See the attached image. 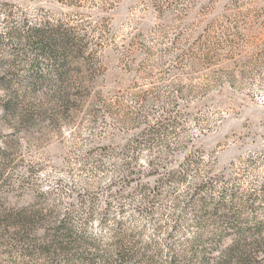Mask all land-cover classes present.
Returning <instances> with one entry per match:
<instances>
[{"label":"rangeland","instance_id":"obj_1","mask_svg":"<svg viewBox=\"0 0 264 264\" xmlns=\"http://www.w3.org/2000/svg\"><path fill=\"white\" fill-rule=\"evenodd\" d=\"M39 26L83 49L66 112L50 63L22 85ZM4 81L0 264H264V0H0ZM64 217L82 256L47 251Z\"/></svg>","mask_w":264,"mask_h":264},{"label":"trees","instance_id":"obj_2","mask_svg":"<svg viewBox=\"0 0 264 264\" xmlns=\"http://www.w3.org/2000/svg\"><path fill=\"white\" fill-rule=\"evenodd\" d=\"M30 31L37 36V39H28V42L32 45H26L33 54L29 56L31 57V61L29 67L25 69V77L22 80L24 83H22V85H27L29 89H32L42 84L45 78L43 72L40 70L39 64H42L43 62L50 63V66L55 73V85L57 89L62 88V92H60V94L55 93L54 95H52L50 97V101L60 106V108H65L63 112H66L67 108L72 105L69 103V101L70 98H72L71 96L75 93V91H72V89H70L71 81H69L70 78L68 77L70 69H67L66 66L67 64L72 62L76 63L77 60L81 59L83 49L76 43L50 44L51 40L45 38L44 36V26L32 27ZM61 66L64 68L63 70L60 68ZM79 80L80 79H78L77 83H79ZM0 86L4 91V95H2L0 98V107L2 113L1 116L5 119L9 117H18L17 119H21L22 122L29 119V111L27 112L28 109L25 110L24 108L26 105H28V103L24 104V101L27 98L26 90L21 96L13 91L10 82L4 81ZM21 115L22 117H20ZM9 213L8 215H6V219L8 221L7 226L11 225L16 230L24 229L29 224H34V222H36L35 214L27 213L25 210H17L16 212L13 211L12 213ZM44 219L45 216L42 217V222H44ZM67 222L68 218L64 217L58 220V223L56 225H53V231L47 240L48 243H50L47 251L49 253L61 252L62 254L72 252V254L75 253L82 256L83 250L84 252H86L89 246L87 248L82 247L81 249V245H79V242H77L78 239L76 238L74 233L71 232L72 230L68 228V225H66ZM41 236L44 237L45 234H41ZM89 244H91V242H88V245ZM236 248V246L232 245L226 251L220 252V256L218 258H221L222 260L233 258L237 261H241L251 256L250 254L246 253V250L243 249H238L237 251H235ZM256 253L258 254L255 255L264 256V251L262 250ZM197 256L198 257L196 258V261L199 264H205L211 261V259H209L208 257H204V251ZM173 258L174 257L169 260L170 263L174 262ZM95 260V258H90L89 264H96Z\"/></svg>","mask_w":264,"mask_h":264}]
</instances>
